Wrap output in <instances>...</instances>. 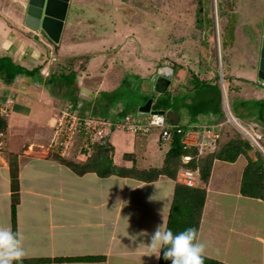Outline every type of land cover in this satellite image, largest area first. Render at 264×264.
<instances>
[{"label":"crops","instance_id":"crops-1","mask_svg":"<svg viewBox=\"0 0 264 264\" xmlns=\"http://www.w3.org/2000/svg\"><path fill=\"white\" fill-rule=\"evenodd\" d=\"M16 2L18 5H25L23 0H12L10 4L14 8L11 11L0 6V34L7 36L11 33L15 39L11 38L12 42H9V45L25 40L24 45H18L16 64L33 69L40 63L38 60L35 62L34 58L39 49L34 48V52L32 49L30 50L29 40L35 37L45 47L52 45L54 41L42 30L31 29L24 23V13L22 17L19 15L20 8L17 13L14 11ZM253 3L252 6H255L253 19L257 21V24H262L264 0H253ZM81 4L82 0L69 1L60 42L67 37L68 40L71 39V34L68 35V23L74 19L73 15L76 14L77 7ZM127 10L130 11V8L127 7L125 12ZM86 19L87 17L84 18V21ZM260 41L261 35L257 41L253 42L257 44L256 48L258 49ZM234 44H236V40L231 39L224 45L230 64L234 57L232 52ZM116 46L117 43L113 42L103 47L114 48ZM253 46L255 45L253 44ZM239 47L237 45L235 49L243 59L244 53L240 50L242 47L240 49ZM14 50L15 46H13V52ZM6 51H8L7 48ZM42 53L41 50L38 53V56L41 55V62L43 61ZM183 55L180 53V59L183 58ZM50 60L47 59L41 69L42 77L44 69L49 68L48 77L52 74V69L48 66ZM256 63L257 60L253 59L247 63L256 75L253 79L249 78V83L255 87V90L247 98L244 97L245 100L255 97L256 99L251 102L264 98L263 92L257 89L260 86L264 88V84L254 72L257 71ZM169 65L174 68L172 64ZM179 68L183 69L181 65ZM223 72L225 74L224 69ZM177 74H174L170 84V99L177 93V84L183 80L180 78L181 74L179 76ZM236 75V78L241 77L240 73ZM38 83V80L33 77L23 74H18L12 82H7L3 77L0 78V109L11 107L9 116L5 117L4 113L0 112V116L6 121V127L0 129V226L10 227L13 230L11 170L9 161L6 159V155L4 156L6 152L1 151L4 147V150L6 149L9 153L18 154L20 187L16 231L22 234L26 253L20 264H158L160 258L151 254L153 251L150 246L151 236L158 225L162 227L167 225L178 179L167 174H160L156 179L143 180L130 173L128 169L134 166L140 169L160 168L171 147V141H164L158 132L153 131L147 135H142L141 132L112 131L107 138V142L113 148L111 156L114 165L122 169L126 175L113 173L109 176H100L92 169L81 171L75 168L73 170L66 162L51 157L44 147L41 150L33 148L36 146L35 143L29 144L27 146L29 150H27L16 141L32 139L31 137L36 134L37 141L40 142L38 145H46L51 136L52 117L63 107H58V102L63 98L56 95L52 99L44 101L45 85L41 88L36 86ZM209 83L210 85L215 84L212 81ZM220 86L219 84V95L217 92L215 95L204 93L206 96H202L198 104L194 105L195 112L187 109L190 103L188 100H184L183 105L175 104L166 112L171 124L185 126L187 134L193 132L198 136V140L201 139L200 142H196L200 144L201 151L212 149L216 144L215 138L213 140L210 137L209 131L212 129L221 131L222 126H226V122H228L227 112L223 105L224 93ZM200 90V88H192L188 91L195 92L196 95ZM246 92L248 93L247 90ZM258 95L261 96L257 97ZM208 99L211 104L204 106L203 101ZM227 100L231 108L229 97ZM219 107L221 109L217 110ZM255 108L251 107L248 111H254ZM111 110L109 117H116L115 110ZM231 112L236 115L232 109ZM253 113L257 119L261 120L264 128V117H260L256 110ZM236 116L243 120L242 116ZM215 136L218 137L219 134H215ZM184 141L187 143L185 136L182 142ZM188 157L186 156V158ZM239 157L244 160L242 155ZM86 162L87 160L83 159L79 163L85 164ZM233 163L234 161L214 159L208 185L201 181L202 184L208 186L209 195L205 204L215 207L208 214L209 221L205 220L207 210H203L199 225L200 236L207 242L205 255L229 264H264V228L262 229L263 233L260 234L263 237L249 235V232L248 235H245L244 220L237 221L239 214H244L243 212L239 213L242 209L244 210V206L254 201L258 205L261 215H264V200L241 193L242 173L246 164L241 165L242 171L238 177L235 172L227 169ZM55 164L57 165L55 166ZM67 179L69 180L68 185ZM222 214L226 215V219L221 217ZM244 236L251 237L244 239ZM235 237L240 239V242L236 244L242 247L241 253L232 252L233 244L236 242ZM246 241L250 243L252 241L257 247L263 246V252H254L253 245L251 252L254 253L250 255L249 259L252 258L245 261L244 244L248 245ZM215 244L222 246V254L217 255L211 252L210 246L212 245L214 248ZM87 256L91 258L85 259Z\"/></svg>","mask_w":264,"mask_h":264},{"label":"rangeland","instance_id":"rangeland-1","mask_svg":"<svg viewBox=\"0 0 264 264\" xmlns=\"http://www.w3.org/2000/svg\"><path fill=\"white\" fill-rule=\"evenodd\" d=\"M11 1L0 0V6L11 11L14 8L10 4ZM252 4H254L253 0H82V4L76 6L78 11L73 15L74 19L68 23V35L71 34V39L68 40L67 35V38H64L61 42L56 43L54 41L52 45L47 47L35 37L29 40L30 50L32 49L34 52V48L39 49L34 58L35 62H40L37 65L40 72L46 60L51 59L48 66L51 67L52 74L48 77L49 68L44 69L42 72L44 74H42V78L47 79L48 77L51 81L48 80V85H46L45 81L41 79L38 80L39 85L36 86L42 88L45 85L44 101L52 99L54 95L63 98L62 101L58 102V107L63 106L60 110L72 103L76 105L79 113L86 116H99L104 119L110 114L111 109H114L116 113L119 108L125 107L124 103L127 105L130 103L131 111L137 114L139 113L140 104H144L155 94L153 91L152 95L146 98L147 92H142L149 89L147 84L144 85L145 81L148 82L153 79L154 74H159L161 66L172 64L175 73H178V76L181 74L180 78L183 79L180 84H177V93L171 98L175 104L183 105L185 96L191 105L198 104L202 95H205L198 96V94L195 95V92L188 91L194 88L197 83L192 81V76L197 77L198 81L219 82L225 98L229 97L231 109L236 115L242 116L243 120L240 121L248 130L245 134V131L236 122L232 121L231 123L226 122L227 125L222 126L221 131L212 129L209 134L213 140L215 138L216 144L212 149H204V151H201V148L198 149L197 163L200 162L201 156L206 158L211 154H218L228 140L235 138L249 140L253 147L247 151V154L256 159L257 152L261 151L264 155V128L260 122L261 120L257 119L253 112L258 111L261 107L264 108V98L260 99V102L263 100L262 106L257 105L254 111H248L251 107H255L256 103L251 102V100L256 99L255 97L245 100L255 90V87H252L249 83V78L252 77L253 79L256 75L247 63L252 59H258L257 44L253 42L257 41L262 35V24H257L252 16L255 12V6H252ZM127 7L130 8V11L125 12ZM19 8L22 12L19 15L22 17L25 5H18L16 2L14 11L17 13ZM85 17H87L86 21H84ZM11 38L15 39L11 33L7 36L0 34V58H12L13 56L12 61H14L15 67V65H18L16 62L19 46L24 45L25 40L18 44L12 43V45H9L8 43L12 42ZM231 39H235L236 44L232 49L234 57L230 64L224 45L225 42L228 43ZM113 42L117 43L116 47H103ZM237 45L242 47L241 49L239 47V49L244 53L243 59L235 49ZM13 46H15L14 52ZM6 48L8 51H6ZM40 50L43 52L42 62L40 61L41 55L38 56ZM180 53L184 54L182 59H180ZM179 65L183 69H180ZM179 70L181 72H178ZM55 71L56 75L60 76L58 80ZM237 73L241 74L240 78H236ZM37 77L39 78V76ZM0 78H2L1 74ZM54 84L58 85L54 86ZM61 85L64 86L60 87ZM201 86L204 85L200 82L199 87ZM257 89L264 94L263 87L260 86ZM136 104H139L138 108ZM226 106L224 107L226 108ZM10 109V106L5 107L2 110L0 109V112L10 113ZM160 109L166 111L165 108ZM60 110L52 117L53 120L50 123L51 136L46 145H38L40 142L37 141L38 136L36 134L31 137L32 139L20 140L16 143L22 144L23 148L26 147L27 150H29L27 147L29 144L35 143L36 146H33V148L39 150L45 148L51 157L59 161L79 163L80 160L95 153V144L88 149L86 154L80 151L82 147L89 148V146L84 143L83 138L78 137L79 132L75 130L74 135L76 136L68 139L61 150L58 147V140L54 138V133H57L60 138V135L67 131L65 124H68L71 117L68 115L63 116L59 113ZM227 110L229 111L228 107ZM74 117L76 116L74 115ZM106 119L107 122H110L109 118ZM74 120L79 122L76 118ZM145 121H147V118ZM93 129L89 128L88 130L93 131ZM106 130L105 126L100 125L96 126L95 131L102 132L104 138L101 137V139H107L110 133L108 136L105 135ZM96 132L93 134L94 141L98 139ZM125 132L130 131L126 130ZM153 132H158L160 135L159 129H154ZM141 134L147 135L149 133ZM215 134H219V136L216 137ZM258 134H261L260 139H256ZM185 139L187 140L185 144L188 147L195 145L201 147L200 144L196 143L197 141L200 142L201 139L198 140L195 133L188 134ZM1 151L6 152L4 156L6 155L9 162L11 158L13 160L14 156L15 162L18 161L16 158L17 153H9L6 149L4 150V147ZM214 151L216 153H213ZM241 155L244 160L239 157L236 162L234 161L232 165L227 167L229 171L235 172L238 177L242 171L241 165L247 162L246 154ZM181 158L183 166L179 167V171L189 168L190 164L188 162L191 156L190 158L185 156ZM197 165V169H199L201 164ZM85 167L90 169L91 166L80 165L77 169L84 170ZM178 170L176 179L179 178ZM216 178H218V175H216ZM68 184L69 180L67 179ZM196 184L198 187L207 188V199L209 195L208 186L202 184V182ZM148 188L150 187L148 186ZM205 203L203 209L207 210L205 220L209 221L208 214L215 207L212 205L210 207L209 204ZM241 212L244 214H239L237 221L244 220V234L248 235V232L249 235L259 236L262 234L264 215H261L256 201L245 205L244 210L242 209L239 213ZM225 216L224 214L221 215L223 219H226ZM238 236L240 237V235ZM247 237L251 236H244V239ZM204 240L206 241V239ZM239 240L235 237L236 242L233 244L232 252L241 253L242 247L236 244L240 242ZM247 244H244L245 261L250 260L252 258L249 259L250 255L255 251L263 252V246L259 245L260 247H257L252 241L251 243L247 242ZM253 245L255 249L253 248L254 252L252 253L251 248ZM210 248L214 254L220 255L223 253L220 244H215L214 248L211 245Z\"/></svg>","mask_w":264,"mask_h":264},{"label":"trees","instance_id":"trees-1","mask_svg":"<svg viewBox=\"0 0 264 264\" xmlns=\"http://www.w3.org/2000/svg\"><path fill=\"white\" fill-rule=\"evenodd\" d=\"M6 62L4 63V60ZM9 59V60H8ZM17 70L16 72H14ZM0 74L7 82H12L13 79L18 74L23 75H29L33 77L36 80L43 79L40 74V68L34 67L33 69H29L26 66H22L21 64L15 65L14 67V61H12V58H0ZM39 76V78L37 77ZM57 80L60 78V76L56 75ZM192 81H196V85L194 86V89H201L198 92V95L202 94H211L215 95L216 92L219 95L220 88L219 83L215 82V84L210 85L208 80H201L198 81L197 77L192 76ZM45 81V84L48 85V80L43 79ZM51 81V80H50ZM200 82L203 87H199ZM58 84H54L56 86ZM64 85H61L62 87ZM205 87V88H204ZM141 92V90H139ZM171 95V94H170ZM170 95L167 98H159L158 102L155 104L156 109L165 108L166 111L175 105L174 101L170 99ZM199 95V96H200ZM206 95H202L205 97ZM150 97V95H147L146 98ZM187 97H184V100H187ZM220 99V98H219ZM262 101H256L255 107L262 106ZM204 106H208L211 104L210 99L207 101H203ZM140 104V103H139ZM138 104V105H139ZM138 105L136 104L137 108ZM194 105H191V103L188 104V109L192 112L194 111ZM193 106V107H192ZM203 106V108H205ZM130 105H125L124 108H119L114 115L116 117H110L112 120H119L121 118H124L130 111H131ZM221 108H217V110H220ZM216 111V110H215ZM258 115L260 117H264V108L261 107L257 111ZM198 113V112H196ZM110 115H107L105 118H109ZM99 117V116H97ZM101 118V117H100ZM6 127L5 120L0 116V129H4ZM180 129V131H178ZM174 133L171 140V147L169 148L164 164L158 168V167H151V168H144L140 169L137 167L129 168L128 171L130 173H133L137 178L143 179V180H152L156 179L160 174H167L170 177H173L176 179L177 170L180 166H183L181 164L182 162V156H191L190 161L188 162L190 164V168H197V164H201L199 170H200V177L201 180L207 184V182L210 180L212 167H213V160L218 158L226 161H235L241 154H246L247 157V163L243 170V176L241 180V193L245 196H251V197H257L264 200V155L261 151L257 152L256 159L252 158L249 154H247V151L251 149L253 146L251 145L249 140H244V138H235L228 140L227 144L223 146L218 152V154L214 151L210 156H206L204 158L201 156V160L199 163H197L196 158L198 155V145L188 147L186 144L182 142L184 136L187 134L186 127L178 126L177 129H174ZM162 139V138H161ZM1 142V137H0ZM95 153L93 154L92 158L89 159L85 164L82 163H74L72 161L66 162L70 167L75 170V168L79 167L80 165L83 166H91L90 169L95 170L100 176H109L113 173H117L120 175H126L125 172L122 169H119L118 166L114 165L111 151L112 147L108 142L95 143ZM203 157V158H202ZM17 158V156H16ZM15 156L10 163L11 167V187H12V226L13 231H16V224H17V205L19 203V167L18 162L16 160L15 162ZM200 159V158H199ZM85 169H89L86 168ZM82 171V170H81ZM206 193L207 188L206 187H198V186H190L186 185L182 182L177 181L175 190H174V197L173 202L170 208L169 217L167 221L166 228L171 229L174 233L183 231L184 229L188 227H195L199 230V225L201 221V217L203 214L204 209V203L206 201ZM163 250H161V256L159 259L158 264H171L170 260H165L163 258ZM77 258V257H76ZM91 257H85V259H90ZM204 264H229L225 263L223 261H220L218 259L209 257L205 255Z\"/></svg>","mask_w":264,"mask_h":264},{"label":"clouds","instance_id":"clouds-1","mask_svg":"<svg viewBox=\"0 0 264 264\" xmlns=\"http://www.w3.org/2000/svg\"><path fill=\"white\" fill-rule=\"evenodd\" d=\"M174 74H175V69H174ZM226 100L223 94V105H224V102H226ZM69 104H72V103H69ZM155 104L156 103H154L153 105ZM73 105L76 107L75 104ZM226 105H224L226 106V108L225 107L224 108H225V111L227 112L228 122L230 123L231 121L233 122L232 116H234L235 118H237V121H238L237 123H240L241 125H243L240 119L236 115L232 114L229 104H226ZM227 107L229 111L227 110ZM152 108L156 109L153 106ZM2 113H4L3 115H6V116L9 115V113L6 114L4 111ZM128 114H133L135 117H147L149 115H153V113H148V115L143 116V115H140L139 113L136 114L131 111ZM156 114H163L165 115L167 119L166 111L158 112ZM229 115L231 119H229L228 117ZM109 119L111 118L109 117ZM167 121L169 122L168 119ZM171 125L174 126L172 128V134H173V132L175 131L174 129H177L178 125H173V124ZM154 129H159V131H161L160 128H154ZM116 130H119V129L109 130L106 135L108 136L109 133L111 134L112 131H116ZM97 142L105 143L107 142V139H102ZM183 143L185 144V142ZM57 153L59 154V152ZM91 157H92L91 155L87 156L85 160L88 161L89 159H91ZM188 158H190V156ZM187 169H191L197 173V177H198L197 182L202 181L200 177L199 169L197 168L194 169L190 167ZM177 181L181 182L179 178ZM190 186H197V184L190 185ZM22 241H23V237L21 233H19L18 231H13L10 227L0 226V264H20V262L22 261V259L24 258L26 254ZM150 246L153 249L151 254H155L157 258H160L161 250H163V253H162L163 258L165 260H170L171 264H204L205 254L207 250V242L201 238L198 229L195 227H188L184 229L183 231L174 233L171 229L158 225L155 232L151 236Z\"/></svg>","mask_w":264,"mask_h":264},{"label":"water","instance_id":"water-1","mask_svg":"<svg viewBox=\"0 0 264 264\" xmlns=\"http://www.w3.org/2000/svg\"><path fill=\"white\" fill-rule=\"evenodd\" d=\"M70 0H25L24 23L31 29L41 31L51 40L59 42ZM261 44L257 49V75L264 84V20L261 25ZM174 76V68L168 65L161 66L159 74H154L153 79L145 81L150 97L144 104L139 106V114L146 116L148 113L156 114L164 112L153 109L154 103H157L160 97H167L170 92V84ZM147 80V79H145Z\"/></svg>","mask_w":264,"mask_h":264},{"label":"built area","instance_id":"built-area-1","mask_svg":"<svg viewBox=\"0 0 264 264\" xmlns=\"http://www.w3.org/2000/svg\"><path fill=\"white\" fill-rule=\"evenodd\" d=\"M59 113H61L63 116L68 115L69 117H71L68 120V124H65V128L67 131L65 133H62L60 135V138L57 133H54V138L58 140L59 142L58 147H60L61 150L64 147V143L68 139L73 138V136H76L74 135V132L75 130H78L79 132L78 137L83 138L84 143L89 146V148L82 147V149L80 150L86 154V152H88V149H90V147H92V145L95 142L102 140L101 137L104 138L102 132L95 131L96 126L98 127L100 125L105 126L107 128L105 132L106 134L109 130H112V129H119L123 131L128 130L133 133H138V132L149 133L154 128H160L161 138L165 141L172 140V128L174 126H172L167 121L165 115L163 114H153L147 117H135L133 114H128L124 118H121L116 121L108 119L110 122H107L106 118L102 119L100 117H95L92 115L86 116V115L79 113L78 109L73 104L67 105L65 108H63V110L61 109ZM74 115L76 117H74ZM228 117L229 119H231L230 115ZM74 118H76L79 122H75ZM146 118H147V121H145ZM232 119L238 122L237 118H235L234 116H232ZM241 126H242V129L245 131L244 133L247 134L248 132L247 128H245L243 125ZM89 128H94V129L93 131H89L88 130ZM94 131L96 132V136L98 138L95 141L93 140V134L95 133ZM178 131H180V129H178ZM259 138H261V134H258L256 137V139H259ZM197 178H198L197 173L191 169H186V170L181 169L179 171V180L187 185L196 184Z\"/></svg>","mask_w":264,"mask_h":264},{"label":"bare ground","instance_id":"bare-ground-1","mask_svg":"<svg viewBox=\"0 0 264 264\" xmlns=\"http://www.w3.org/2000/svg\"><path fill=\"white\" fill-rule=\"evenodd\" d=\"M225 100H226V98H225ZM226 104H227V100H226V102H225ZM233 122H236L234 119H233ZM237 123V122H236ZM241 128H242V126L239 124V123H237ZM251 135V134H250ZM217 251H218V249H217Z\"/></svg>","mask_w":264,"mask_h":264},{"label":"flooded vegetation","instance_id":"flooded-vegetation-1","mask_svg":"<svg viewBox=\"0 0 264 264\" xmlns=\"http://www.w3.org/2000/svg\"><path fill=\"white\" fill-rule=\"evenodd\" d=\"M260 44H261V41H260Z\"/></svg>","mask_w":264,"mask_h":264}]
</instances>
